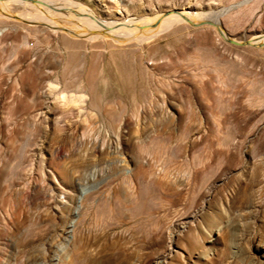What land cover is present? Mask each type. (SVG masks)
Returning <instances> with one entry per match:
<instances>
[{"label": "rangeland", "instance_id": "374dc122", "mask_svg": "<svg viewBox=\"0 0 264 264\" xmlns=\"http://www.w3.org/2000/svg\"><path fill=\"white\" fill-rule=\"evenodd\" d=\"M67 2L101 21L177 8L239 40L264 33V0L10 3L0 264H264V46L186 21L116 41L27 18L73 25Z\"/></svg>", "mask_w": 264, "mask_h": 264}, {"label": "bare ground", "instance_id": "6f19581e", "mask_svg": "<svg viewBox=\"0 0 264 264\" xmlns=\"http://www.w3.org/2000/svg\"><path fill=\"white\" fill-rule=\"evenodd\" d=\"M12 2L15 3L23 2L30 6L39 5L41 7H45L49 9L50 7L48 8L46 5L42 4V2L47 3L48 5V3H52V0H0V13L2 14L4 13L6 16H12L13 13H11L9 9V4ZM76 3H72V2L66 3V5L69 6V8L73 11L72 15H74L73 19L75 21L73 25H66V24L64 25L62 23L59 24V22L56 21L55 18L56 15L54 16L53 13L46 11L42 13L36 12L34 14L27 15V18L30 22L31 21L37 22L39 20H43L51 25H55L56 29L65 31L66 33L75 36H79L80 33L88 34V35H102L116 41L118 40L129 41L134 38H140L144 40L145 38H149L157 35V33H159L161 30L170 27L176 22L185 21L178 13H174V12H171L166 15H164L163 12L162 13L160 12L154 14L153 16H145L141 18L135 17V18H130L123 22L103 21V20L101 21L94 16L93 11L92 13L89 9L86 8V6L85 7L82 6L84 4L80 5L78 2ZM59 4L56 5L55 3L57 7L59 6ZM181 11L185 13L193 21L203 20L205 18H212L211 16H201L197 18L194 17L192 14H189L184 9H181ZM12 17L16 20H22L21 18L16 17V15ZM216 23L221 26V23L219 22L218 19L216 20ZM212 26H214L217 32L220 34L217 27L215 25ZM220 35L223 38L224 36H229L227 31H224V35L222 34ZM256 37H259V39L263 40L264 33L252 36L251 38L255 39Z\"/></svg>", "mask_w": 264, "mask_h": 264}, {"label": "water", "instance_id": "95a60500", "mask_svg": "<svg viewBox=\"0 0 264 264\" xmlns=\"http://www.w3.org/2000/svg\"><path fill=\"white\" fill-rule=\"evenodd\" d=\"M171 12L178 13L187 23H189L192 26H200L203 24L215 25L217 27L218 31L220 32V34H222V35H224V31H226V29L224 28L223 25L220 26L216 23V20L218 19L217 15L212 17V18H205L203 20L193 21L185 13H183L181 11V9H177V8L164 11L163 14L166 15V14H169ZM224 39L228 43H231V44L236 45V46H254V47H263L264 46V41L259 39V37H256L255 39H252L250 37V38H245V39L239 40V39H236V38L229 35V36H224Z\"/></svg>", "mask_w": 264, "mask_h": 264}]
</instances>
